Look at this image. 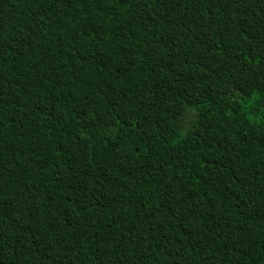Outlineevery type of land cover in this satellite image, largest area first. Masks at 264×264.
I'll return each mask as SVG.
<instances>
[{
	"label": "trees",
	"instance_id": "trees-1",
	"mask_svg": "<svg viewBox=\"0 0 264 264\" xmlns=\"http://www.w3.org/2000/svg\"><path fill=\"white\" fill-rule=\"evenodd\" d=\"M0 264H264V0H0Z\"/></svg>",
	"mask_w": 264,
	"mask_h": 264
}]
</instances>
